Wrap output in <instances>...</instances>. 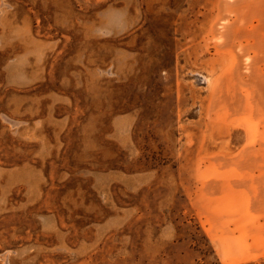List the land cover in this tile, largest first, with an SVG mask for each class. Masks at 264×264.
<instances>
[{"label": "rangeland", "instance_id": "1", "mask_svg": "<svg viewBox=\"0 0 264 264\" xmlns=\"http://www.w3.org/2000/svg\"><path fill=\"white\" fill-rule=\"evenodd\" d=\"M263 219L264 0H0V264H264Z\"/></svg>", "mask_w": 264, "mask_h": 264}, {"label": "crops", "instance_id": "2", "mask_svg": "<svg viewBox=\"0 0 264 264\" xmlns=\"http://www.w3.org/2000/svg\"><path fill=\"white\" fill-rule=\"evenodd\" d=\"M6 69V68H5ZM5 69H3V71L5 72V77H6V81L8 82L7 84H9L10 83V81L11 80H13V78H15L16 76H15V74L14 75H9V72H8V70L9 69H7V71H5ZM43 71H44V73H45V69H43ZM23 74H20V75H18V77H21V78H24V79H26V78H28V76L30 77V75L29 74H27L26 73V70L24 69L23 71H21ZM44 77V76H43ZM31 82V80L29 81V83ZM28 83V84H29ZM238 185V184H237ZM216 199V198H215ZM252 204L250 203L248 206H251ZM248 211H249V209H248ZM248 218H250L251 216H250V214H247L246 215ZM224 223H230L231 222V224H232V226H234V225H236L237 224V222L239 221V217L236 215V214H234V213H231V214H226V215H224ZM263 221H264V219H263ZM222 222V221H221ZM216 235V234H215ZM208 237L210 238V240L211 239H215V236H213V234L211 233L210 235H208ZM212 241V240H211ZM215 244H217V246H216V248H215V250L217 249V247L219 246V244L218 243H215ZM15 252V251H14Z\"/></svg>", "mask_w": 264, "mask_h": 264}]
</instances>
